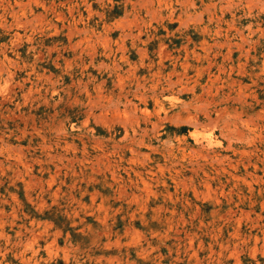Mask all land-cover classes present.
Returning a JSON list of instances; mask_svg holds the SVG:
<instances>
[{"label":"rangeland","instance_id":"rangeland-1","mask_svg":"<svg viewBox=\"0 0 264 264\" xmlns=\"http://www.w3.org/2000/svg\"><path fill=\"white\" fill-rule=\"evenodd\" d=\"M0 264H264V0H0Z\"/></svg>","mask_w":264,"mask_h":264}]
</instances>
